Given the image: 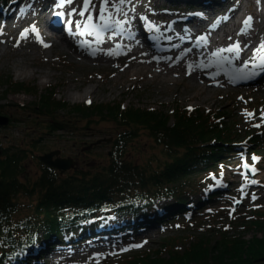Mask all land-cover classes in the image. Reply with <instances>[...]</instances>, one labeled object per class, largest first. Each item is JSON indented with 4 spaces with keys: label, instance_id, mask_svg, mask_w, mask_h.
<instances>
[{
    "label": "rangeland",
    "instance_id": "rangeland-1",
    "mask_svg": "<svg viewBox=\"0 0 264 264\" xmlns=\"http://www.w3.org/2000/svg\"><path fill=\"white\" fill-rule=\"evenodd\" d=\"M1 1L5 2V0ZM146 1L139 0L140 3L136 2V4H140V8L148 14H152L154 2L162 4L166 2L164 0H154L152 5L144 8L143 5ZM221 1L225 0H203L202 2L213 4ZM250 2L253 3L251 9H248L245 0L240 1V7L243 11L249 13L251 21L258 26H264V2L262 0H250ZM247 3L249 2L247 1ZM92 9L91 7V13ZM81 11H83V7L79 10V12ZM73 17L78 21V15ZM84 17L79 15V18ZM257 17L258 19H256ZM242 20L243 17H241L240 21ZM43 23L44 18L42 17L39 19L38 25L41 31L45 32ZM70 28L72 27L70 26ZM261 29L259 28V31ZM74 30L77 31L76 28ZM231 34H236V28H232V32L223 33V44L231 38ZM44 35L46 36V34ZM260 40L264 41V30L252 40L251 50L257 48L256 45ZM51 43L52 48L49 43H46V39L41 41L39 51L27 46L14 52H9L5 49L0 50V54H3L0 55V117L7 119L9 122L5 127L0 126V147L2 149L11 147L15 150L31 151L28 153L25 164L23 163L26 169L24 175L30 180L35 179V176L39 175L42 172L41 170H44L41 168L38 157H43L56 151H58V155L54 156L53 159L57 157L75 159L76 169L66 174H74L80 169L93 172V169L99 170L100 166L108 163L110 143L122 129L104 118L85 119L70 111L77 107H86L85 105H90L86 108L105 106L107 104L118 107L122 105L126 108L135 106L145 110H161L166 113H169L173 107H178L181 111L187 109L203 110L204 113L210 111L211 115L214 114L212 116L214 123H224L228 132H232L230 141H242V139L238 138L240 134L264 128V126H258L251 129V127L247 126L249 123L256 122L264 124V90L251 88L230 90L226 88L227 91H223V88L218 90L215 86H207L209 88H205H207L208 92L204 90L195 99L184 98L189 95L184 93L192 92L185 90V86H190L193 78L184 79L181 83L173 86H155V84H150L138 85V87L133 88L129 83L122 85V90H119V87L113 86V82L122 80V75L115 78L117 69H114L112 64L121 65L122 67V61L113 63L101 62V64L87 63L64 50L59 45V39L56 37L51 40ZM44 45L48 46L45 47ZM249 56H251L250 61H254L258 54L254 55L253 51H251ZM254 56L255 59H253ZM27 72L33 73V76L28 78L26 76ZM219 78L222 77L216 76L210 81L220 80ZM84 87L92 88L93 95L85 100H82L83 98L78 101L67 99V90L78 92ZM48 92L52 94V98L55 101H59L62 105L64 104L65 108L63 110L56 113L53 112L50 115L46 114L45 111L38 110V108L34 109V104L39 97L46 96ZM118 113V118H120L123 115L121 108ZM215 113L219 116H216ZM247 114L248 116H246ZM54 121L58 122L60 130H48L47 125ZM220 129L224 130L222 124ZM252 138L253 136L248 137L244 144L247 145V142ZM39 139L40 143L37 147L32 148L35 141ZM97 141L101 142L98 146L91 147L88 151L82 150ZM151 146V141L140 130L134 136L132 148L128 149V156L136 158L137 161L139 159L143 160L155 152ZM258 153L262 152L258 150ZM260 156L264 157V152L262 155L255 154V156L251 155L250 157L253 162L254 160L257 162L254 163V181L251 184H248L244 175H242L240 167L242 159L233 161V159L220 158L212 162H224L222 170L225 171L222 175L225 179H223L221 184H224V180H226L225 185L231 189L241 184V187H239L241 190L234 191L231 201H236V197H240L242 200H238L237 206L232 205L231 201L227 203V211H219L215 214L212 224H206L210 222L211 218L204 219L202 218L204 215H200L191 224H186V228L183 231L180 230L182 226L175 228L176 224L169 226L170 229L166 227L168 229L162 233H151L142 240H137L136 243L129 245L128 251L111 252L109 256H107L105 248L96 246L92 240L87 241L72 251L70 258L65 260L66 264H134L137 261L150 262L156 258L154 256L157 254L160 258H164L168 256L170 251L180 253L184 247L196 242L200 237H203L212 245L219 243L218 240L223 237L220 235L222 231L225 234L224 238L228 241L232 239L231 237H241L245 241L251 239L253 235L260 237L261 235L256 230L246 232L242 227L236 226V221H240L242 215L244 217V214H248L249 210L264 201V160L259 165L258 158ZM231 168V173H228L227 170ZM198 175H201V173H198ZM228 178L230 179L229 181ZM189 190L191 192L197 191L198 187L195 185ZM250 196L255 197L254 203L249 201L248 197ZM205 227L207 228L205 229ZM225 228L228 230L226 231ZM163 230L158 231L161 232ZM41 231L44 232L45 230L41 229ZM58 234H61V232ZM48 237L55 238L50 234H48ZM31 244L32 246L37 245V248L41 245L39 239ZM47 259H50V257ZM63 262L54 261L55 264Z\"/></svg>",
    "mask_w": 264,
    "mask_h": 264
},
{
    "label": "trees",
    "instance_id": "trees-1",
    "mask_svg": "<svg viewBox=\"0 0 264 264\" xmlns=\"http://www.w3.org/2000/svg\"><path fill=\"white\" fill-rule=\"evenodd\" d=\"M36 108L51 115L65 106L48 92L39 97L34 104ZM119 109L107 104L70 110L85 119L104 118L122 129L110 143L108 163L93 172L80 169L59 177L44 169L37 178L30 180L24 175V162L31 151L0 147V264L12 245H16L14 249L23 246L21 236L26 235L30 240V235L41 229L51 234L58 232L69 224L73 214L85 207L95 210L103 200H114L116 210L127 208L130 215H135L147 210L148 201L157 196H175L192 186L199 187L200 183L201 188L205 187L209 184V175L200 177L203 180H193V175L214 167L212 162L217 160V155L224 157L231 148L225 145L230 144L232 132H228L224 123H221L224 126L221 130V124L213 122L214 114L210 111H181L173 107L166 113L134 106L121 111L123 115L118 118ZM47 128L61 129L56 121L50 122ZM140 130L151 141L155 152L137 161L128 156V149L132 148L134 136ZM39 143L40 139L32 148ZM216 169L219 173L218 167L212 168L211 173ZM249 217L241 221L243 229L256 230L260 237L253 235L247 241L231 237L228 241L221 232L223 237L219 243L212 245L200 237L180 253L170 251L167 257L160 258L157 254L150 262L136 263L264 264V209L252 212Z\"/></svg>",
    "mask_w": 264,
    "mask_h": 264
},
{
    "label": "bare ground",
    "instance_id": "bare-ground-1",
    "mask_svg": "<svg viewBox=\"0 0 264 264\" xmlns=\"http://www.w3.org/2000/svg\"><path fill=\"white\" fill-rule=\"evenodd\" d=\"M153 1L147 0L143 7H149ZM164 1L166 2L163 4L154 2L152 14H148L140 8V4H136L139 0H130L127 3L124 0L123 2L121 0H108L104 16L109 26L104 27L99 19V8L102 0H91L92 22L97 25L100 35V39L97 41L95 33L93 35L87 33L81 35L80 33L84 32L83 27L79 28V34L75 35L70 30V26L75 28L77 24L83 25L86 22V19L79 18V10L83 7L84 0H71V2L56 8L55 6L63 0H7L5 6L0 3V37L2 39L0 41H4L3 48L9 52L21 50L24 46L39 51L41 41L46 39V43H49L52 48L51 40L56 37L64 50L87 63L92 61L113 63V56L109 54L114 50L115 45L112 43L124 42L128 48V53L121 57L122 67L112 64L114 65L113 68L117 69L115 78L122 75V80L113 82V86L119 87V90H122V85L129 83L133 88L138 87V85L150 84L173 86L181 83L184 79L193 78L190 86H185V90L192 92L184 93L189 94L184 98L195 99L204 90L208 92L207 88L214 86L218 90L223 88V91H227L224 87L216 86L224 85L223 83L210 81L217 76L211 68V64L215 60L225 64L219 68L222 69L220 73L224 82L226 83L227 79L231 82L227 89H241L239 85L243 74L238 73L235 68L238 66L241 57L250 54L249 49L252 48V40L263 32L264 26L254 34L253 28L246 27L244 24L242 26L248 30L245 35H236L234 38L231 34L227 44L218 43V38L209 39V35L222 33L224 30V32H232L233 25H228L236 8H240L237 5L238 0H225L213 4L204 3L203 0ZM245 1L248 9H251L253 4L250 0ZM248 14V12H243L245 20ZM41 15L44 18L45 32H42L38 25L39 19L42 18ZM77 15L78 21L72 17ZM68 17L70 18L69 22H67ZM202 30L207 31L205 39L202 42L195 41L193 32L199 33ZM164 34H167L168 37H164ZM240 40L242 44H240ZM208 43H214L218 46L209 52L206 49ZM261 43L260 40L259 44L261 45ZM233 45H239L240 51L237 54L230 53L225 61L213 55ZM140 46L142 49L139 48ZM184 50L188 51L184 53ZM152 51L156 52L158 57L155 55L149 57L151 54L149 52ZM222 53L220 52V56ZM183 54L186 56L182 58ZM166 59L170 60L166 62ZM182 62H185L183 67L178 68ZM227 67L233 70L231 71ZM200 68L207 71L208 78H204L205 74ZM262 71L263 75L256 80L260 86H264V67ZM235 75L236 77L232 78ZM26 76L30 78L33 73L27 72ZM245 77L248 79L247 75ZM93 93L92 88L84 87L78 92L67 90L66 94L67 99L78 101L82 98V100L89 98ZM117 235L119 236L120 233L117 232ZM113 240L114 243L118 241ZM36 248L32 247L28 250L31 255L34 256L35 254L41 260V264H55V260L60 263L70 258V254H67L70 250L60 243L58 246L49 248L50 259H47V255L44 254V250L48 247L40 245ZM64 263L66 262L61 264ZM31 264H40V262L34 260Z\"/></svg>",
    "mask_w": 264,
    "mask_h": 264
},
{
    "label": "snow or ice",
    "instance_id": "snow-or-ice-1",
    "mask_svg": "<svg viewBox=\"0 0 264 264\" xmlns=\"http://www.w3.org/2000/svg\"><path fill=\"white\" fill-rule=\"evenodd\" d=\"M69 2H71V0H69ZM121 2H123V0H121ZM107 3H108V0H102V3H101L100 8H99V12H100L99 19L101 20L104 27L109 26L108 21L105 19V16H104ZM85 13H88V15L86 17V22L83 25L77 24L76 27L78 29L83 27L84 32H81L80 33L81 35H83L85 33H87L88 35H93L95 33L96 39H97V41H99V39H100L99 30L97 28V25H95L92 22L93 17L91 15V0H84L83 11L79 12V15L83 17V16H85ZM250 20H251V18L249 17L244 21L246 26H250ZM44 46L47 47L48 45H44ZM239 51H240L239 45H233L232 47L220 50V52H229V53H233V54H237ZM257 51H258V53H260V60H261L260 66L264 67V43H262L260 45V48ZM220 52L214 53L213 55L219 57ZM109 54H111V53H109ZM253 59H255V56L253 57ZM247 66H248L247 63H245V67H247ZM239 72L243 73V69H240ZM251 75H255V73H252ZM245 167H247V165H245Z\"/></svg>",
    "mask_w": 264,
    "mask_h": 264
},
{
    "label": "water",
    "instance_id": "water-1",
    "mask_svg": "<svg viewBox=\"0 0 264 264\" xmlns=\"http://www.w3.org/2000/svg\"><path fill=\"white\" fill-rule=\"evenodd\" d=\"M7 119L0 117V125L5 126L7 124ZM100 142H97L94 145H98ZM92 146H89L86 148V150H89ZM58 153H50L47 155H44L43 157H40V161H42L44 164H46L49 167H52L59 171L60 174H63L73 168V162L71 159H55L53 160L54 156H57Z\"/></svg>",
    "mask_w": 264,
    "mask_h": 264
}]
</instances>
